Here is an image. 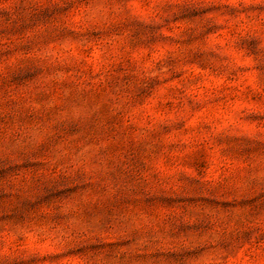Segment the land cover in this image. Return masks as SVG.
Instances as JSON below:
<instances>
[{
  "label": "rangeland",
  "instance_id": "obj_1",
  "mask_svg": "<svg viewBox=\"0 0 264 264\" xmlns=\"http://www.w3.org/2000/svg\"><path fill=\"white\" fill-rule=\"evenodd\" d=\"M0 264H264V0H0Z\"/></svg>",
  "mask_w": 264,
  "mask_h": 264
}]
</instances>
